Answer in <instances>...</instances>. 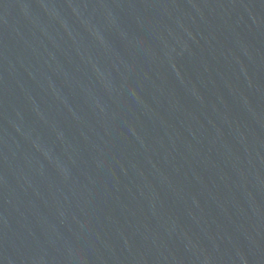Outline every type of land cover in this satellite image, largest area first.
Listing matches in <instances>:
<instances>
[{"label":"water","instance_id":"95a60500","mask_svg":"<svg viewBox=\"0 0 264 264\" xmlns=\"http://www.w3.org/2000/svg\"><path fill=\"white\" fill-rule=\"evenodd\" d=\"M0 264H264V0H0Z\"/></svg>","mask_w":264,"mask_h":264}]
</instances>
